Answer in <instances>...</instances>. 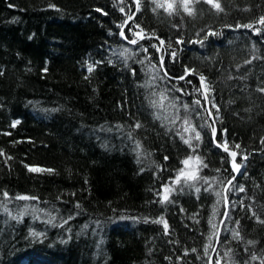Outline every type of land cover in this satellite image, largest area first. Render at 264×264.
I'll return each instance as SVG.
<instances>
[{"label":"trees","instance_id":"1","mask_svg":"<svg viewBox=\"0 0 264 264\" xmlns=\"http://www.w3.org/2000/svg\"><path fill=\"white\" fill-rule=\"evenodd\" d=\"M172 2L139 0L137 11L135 0H0V149L5 154L0 156V264H208L209 256L216 264L217 254L221 264H243L250 253L264 252V224L252 215L264 220V93L257 91L264 86V25H256L262 29L259 35L235 28L264 15V0H218L223 11L192 0L191 16L182 8L173 15L156 8ZM129 15L126 40L117 25ZM141 29L145 37L155 33L164 40L160 52L151 47L160 46L155 38L132 35ZM209 29L217 35L203 46L189 43ZM180 36L184 43L176 44ZM172 51L179 63L171 62ZM162 55L170 75L179 76L187 65L207 77L213 87L209 100L214 97L220 108L216 139L223 140L221 130L227 129L229 147L239 153L236 162L248 156L233 181L245 191L227 193L230 220L223 217L222 200L213 217L219 199L214 193L224 194L220 180L230 178L231 157L211 142L207 126L200 127L207 114L192 103L199 98L206 104L193 92L199 79L195 74L187 77L192 84L162 79ZM253 55L258 58L245 63ZM88 64H95L90 74ZM174 84L189 94L174 91ZM161 89L178 98L177 107L189 105L191 123L203 137L193 141L199 144L195 153L178 134L181 121L171 122L176 108L150 106L147 97ZM185 114L180 107L181 118ZM14 120L20 123L12 128ZM189 155H199L208 165L198 177L218 178L210 181L213 191H204L208 185L202 180L187 181L201 188L197 194L181 177L170 194L175 203L160 204L156 193L162 184L180 169L185 176L193 174V162L188 168L181 163ZM25 164L55 171L29 172ZM18 194L38 201L13 199ZM70 215L74 218L64 224ZM160 216L169 225L168 235L162 224L150 222ZM209 219L220 227L219 242L215 236L208 240ZM234 230L240 238H233Z\"/></svg>","mask_w":264,"mask_h":264},{"label":"snow or ice","instance_id":"2","mask_svg":"<svg viewBox=\"0 0 264 264\" xmlns=\"http://www.w3.org/2000/svg\"><path fill=\"white\" fill-rule=\"evenodd\" d=\"M136 4H137V11L140 10L139 7V0H135ZM153 2L155 3V0H153ZM192 3V0H180L179 5L175 4V0H173L172 3H168L167 7L164 6V4H156V8H163L164 11L168 12L169 15H173L174 13L178 12V9L182 8V11L184 13H187L189 16L193 15V9L190 7ZM205 3L209 4L212 8H214L217 11H223V9L221 8L218 0H205ZM50 8H53L57 11H59V9L56 7V5L54 4H49L48 5ZM9 7H14V5H9ZM156 9H153V11H155ZM96 11L100 12L102 11L101 9L97 8ZM121 12L124 11L123 8L120 9ZM104 15H107V13H103ZM133 19V17L131 15L127 16V19L124 21L123 24H118L117 27L120 28V32L119 35L123 38V39H128V37L125 36L124 34V27L127 25L128 20ZM264 25V15H261L257 20H254L250 23L247 24H239L237 23L235 25V28L239 29V28H246L249 29L252 34L254 35H259L262 31V29L260 27H256V25ZM134 27L139 28V24L134 25ZM226 27H233L232 25H226ZM131 30V29H130ZM143 29L140 30V32H133L132 35L134 37H139L140 39H153L155 38L156 40L159 41V45L157 46V44H152L151 47L156 48L157 52L161 51V46L164 45V40L161 39L158 36H155V33H152L151 35H148L147 37H145L144 35H142L143 33ZM201 31H204L203 29H201ZM217 35V32L209 29L205 32V34L200 37V33H197V37H199V39L197 40H190L189 43H199L201 44V46L204 45V42L208 39L209 36H215ZM129 43L131 44H136L137 40L136 39H131L128 40ZM176 44H183L184 40L183 37H177L175 40ZM168 48H172V43L169 42L168 44ZM143 50L146 52L148 49L147 48H143ZM125 52H127L128 50L125 49ZM124 53H121V55H123ZM258 57H256L255 55L252 56L251 59L246 60L245 63H251L252 60L257 59ZM171 62L172 63H179V61L177 60V53L176 51H172L171 52ZM96 64L102 63V61H96ZM160 65L161 68L164 69V76L162 77V79L166 78L167 80L171 81V80H176L177 83L180 80H184L186 81L187 84H192L193 82L191 80H188L187 77L190 75L195 74L198 79H199V86H193V92L196 93L198 96H202L203 100L207 103H211V108L206 107V104L202 105L201 104V100L199 98L195 99L192 103L195 105H199L203 111L207 114V119H204L203 117H201L202 119H204V123L200 125L201 128H204L205 126H207V128H209L211 130V142L213 144H215L216 148L222 149L223 152L227 153L229 157H231V161H230V167H231V173H235L236 175H230V178H226V182L225 180H220L221 185L224 186V194L222 195L221 192L216 191L214 194L219 197V199H217L216 204L213 205V217H215L216 213H217V208L216 205H219L221 203V200L223 201L224 207H225V211L223 213V217L224 219H231L230 216V212H229V198L227 193L231 190H235V191H239V192H244L245 189L243 187V185H240L239 187H237L235 184H233V181L236 180V176L240 175V169L241 167H243V161H246L248 159L247 155H242L241 156V163H237L236 162V157L239 154L237 151L231 150L229 147V142L227 140V129H222L221 133L224 136L223 140H217L216 136H217V128L215 127V124L218 120H220V108L219 106L216 104L215 102V98L212 97L211 100H209L210 94L213 91V87L211 85V83L207 80V77L204 76L202 73H199L196 71V69L194 68H189L187 65H185L183 67V72L179 75V76H173L170 75L169 72L164 68V56L162 55L160 57ZM154 67V66H153ZM95 70V64H88L87 66V72L90 74L91 72H93ZM43 71H47V69H43ZM0 74H2V72H0ZM133 75H135V73H133ZM231 78V77H230ZM85 79H88V76H85ZM146 87L151 86L146 84ZM172 88L174 91L176 92H180L182 95H187L189 94L185 89L180 88V87H176V85H172ZM257 91L264 93V86H260L257 88ZM147 99L149 100V104L153 109H158V110H165L166 106H171L173 108H176L177 111V115H175L172 118V124L175 125L177 121H181V128L183 129V132H178V134H180L181 139L183 140V142L185 144L188 145V147L192 150L193 153L196 152V149L199 147V144H193V141H197V142H202V134L201 131H198L196 126H194L191 123L190 120V110H189V105L187 103H184L182 105H180L179 107H177V97H169L168 95V90L167 89H161L159 91H152L149 96L147 97ZM180 107L183 108L184 112L186 113L185 116L183 118H181V116L179 115V111H180ZM212 109H215L216 115L213 116V112ZM194 110V109H193ZM197 115H200L199 113H197ZM157 118H159V114H157ZM208 120H211V123H208ZM20 123L19 120H14L11 124L12 128H15L18 124ZM118 128L120 127L119 125L117 126ZM141 124L139 122H137L135 124V128H140ZM183 133H188L187 138L185 137V135ZM4 135H11V133L9 132H5L3 133ZM129 138H131V133L128 134ZM20 141H16V143H19ZM29 142H31L29 140ZM261 144H264V139L261 140ZM235 149L239 150L240 149V144L239 143H235L234 145ZM135 148L138 150L141 148V145L139 143V141H136L135 144ZM4 151L3 149H0V156H4ZM139 155V152H138ZM6 161L7 160H11L12 157L11 156H6L5 157ZM165 160L168 159L167 156L164 157ZM222 161L225 159L224 157L221 158ZM139 162V160L137 161ZM190 162H193L194 167H193V174L192 175H188L185 176V169H180L176 175V177L173 178H169V182L164 183L161 185V191L157 192L156 195L159 197V203L160 204H165L168 202H172L175 203V201H170V194L174 191L175 185L180 184V180L181 177H185V185L189 186V187H193L195 189V192L198 194L201 191L200 187H197L195 184L192 185H188L187 181L189 180H202L204 185H208V187L204 188V191L206 192H210L213 191L212 188V183L210 181H215L218 178L217 177H198V171L202 170V168H206L208 167L207 164H204L203 159L199 156V155H189L187 156L185 159H183L181 161V163L185 166V168H188ZM29 172H35V173H48V174H52L55 170L51 169V168H42V167H38V166H29L27 164L24 165ZM216 172H219L220 169H216ZM225 171H228V169H225ZM244 175H247V173H243ZM171 184V186H170ZM181 191H183V188L180 189ZM75 195V194H73ZM3 197L5 200H7L8 197V193L4 192L3 193ZM13 199L15 200H23V201H28V200H37V197H33V196H29V195H16ZM197 199H199V196H197ZM157 201H153V203H155ZM235 204L236 202L233 201L231 204L232 209H235ZM242 204V201H241ZM76 208H80L79 203H77L75 205ZM7 211V209H5ZM181 212L184 211L183 208L180 209ZM21 217L24 215V213L20 214ZM198 215V214H197ZM252 215L256 217L257 222L264 224V220H262L259 215H257L256 212H252ZM37 219H39V217H36ZM73 216H68L65 220H64V224H67L69 222V220L73 219ZM50 222V221H48ZM144 222L148 223L149 222V218L145 217L144 218ZM150 222L152 223H156V224H162L163 225V229H164V234L168 235L169 234V225L167 223V221L164 219L163 216H160L158 218L152 219ZM196 223H199V220L196 221ZM210 228L212 229L211 234L208 236V240L209 242H211L212 237L215 236L217 239V242H219V232H220V227L219 225L215 224L213 222L212 219H209L208 221ZM221 224L224 223V220H221L220 222ZM236 224L239 225V221H236ZM63 226V225H61ZM32 236L34 237H39L40 235H42L41 233H36V232H32L31 233ZM232 236L234 239H238L240 238V233L239 231H233L232 232ZM171 242V241H170ZM249 244H252V241L248 242ZM209 245L205 246V255L208 256V247ZM191 251L194 253L196 252V249L193 248L191 249ZM213 251H215V249H213ZM245 251L247 252L248 249L246 248ZM229 253H226L225 255H228ZM184 255H188V250H185ZM218 255V259L216 260V264H221V259ZM199 258V257H198ZM167 259V258H166ZM260 260V264H264V252L257 254L256 252H252L250 253V257L249 259L245 260L243 262V264H251V261H256V260ZM208 264H211V257H208Z\"/></svg>","mask_w":264,"mask_h":264},{"label":"water","instance_id":"3","mask_svg":"<svg viewBox=\"0 0 264 264\" xmlns=\"http://www.w3.org/2000/svg\"><path fill=\"white\" fill-rule=\"evenodd\" d=\"M236 160H237V157H236Z\"/></svg>","mask_w":264,"mask_h":264}]
</instances>
